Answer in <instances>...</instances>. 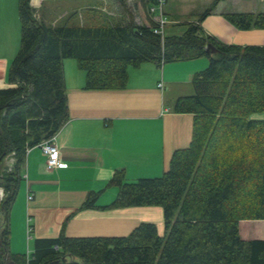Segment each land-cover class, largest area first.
Here are the masks:
<instances>
[{
    "label": "trees",
    "instance_id": "obj_1",
    "mask_svg": "<svg viewBox=\"0 0 264 264\" xmlns=\"http://www.w3.org/2000/svg\"><path fill=\"white\" fill-rule=\"evenodd\" d=\"M187 22L179 34L165 33L150 11L139 24L128 0H107L106 10L70 12L58 23L38 17L31 0H19L21 45L0 87V264H264V238H249L251 220H264V46L219 42ZM94 4L105 6L103 0ZM239 29L264 28V12L229 13ZM83 21V22H82ZM209 58L194 74L191 95L176 99L174 111L193 115L190 144L174 151L169 168L157 177L127 180L117 169L119 187L111 208L159 206L165 231L143 221L126 236L38 238L34 252L10 249L9 213L24 180L30 148L57 135L69 118L64 60L86 72V90H121L129 68ZM41 147V146H40ZM14 161L8 163L9 159ZM90 193L82 207H95Z\"/></svg>",
    "mask_w": 264,
    "mask_h": 264
},
{
    "label": "crops",
    "instance_id": "obj_2",
    "mask_svg": "<svg viewBox=\"0 0 264 264\" xmlns=\"http://www.w3.org/2000/svg\"><path fill=\"white\" fill-rule=\"evenodd\" d=\"M214 1L167 0L165 33L183 32L185 24L198 21ZM31 4L38 17L44 15L53 23L74 11L81 16L85 9L107 11L93 0H31ZM128 4L137 23L149 24L146 0ZM18 7L19 0H0V87L9 85L8 71L20 49ZM260 12L264 0H219L201 24L221 43L264 46V28L239 29L225 16ZM208 64L207 57L162 65L145 62L129 68L124 89L86 90V72L75 59H65L69 118L55 138L63 163L48 169L40 146L28 150L25 178L9 213L12 253L30 257L36 239L58 237L62 231L69 237L126 236L143 221H158L163 228L158 231L164 234L159 206L108 207L119 192L110 180L117 169L125 171L127 180L160 176L169 168L174 151L190 144L193 115L175 112L174 105L178 97L194 93L193 76ZM92 192L97 194L95 207L83 208ZM248 235L264 238V220L249 221Z\"/></svg>",
    "mask_w": 264,
    "mask_h": 264
},
{
    "label": "built area",
    "instance_id": "obj_3",
    "mask_svg": "<svg viewBox=\"0 0 264 264\" xmlns=\"http://www.w3.org/2000/svg\"><path fill=\"white\" fill-rule=\"evenodd\" d=\"M166 4H167V0H155V3L150 7V11L155 14V18L157 21H159L161 27H164V25L167 23L165 17ZM55 137L40 143L43 152L48 158L47 160L48 169L60 167L63 163L61 161V152L55 141ZM31 197L32 195H29V198ZM2 198L3 197H0V200H2Z\"/></svg>",
    "mask_w": 264,
    "mask_h": 264
},
{
    "label": "rangeland",
    "instance_id": "obj_4",
    "mask_svg": "<svg viewBox=\"0 0 264 264\" xmlns=\"http://www.w3.org/2000/svg\"><path fill=\"white\" fill-rule=\"evenodd\" d=\"M105 8L107 9V13H109V14H113V13H115L116 12V7H112V5H105ZM58 10V9H57ZM18 12H19V7H18ZM20 30H21V27H20ZM20 41H21V32H20ZM21 45V44H20ZM257 115H262L260 118L261 119H263L264 118V113H260V114H256V116ZM255 117V116H254ZM56 138V137H55ZM47 160H48V158H47ZM12 161H14V159L13 158H10L9 159V161H8V163H10V162H12ZM46 166H47V161H46ZM2 189H3V191L1 190L0 191V197H4V188L3 187H1ZM3 199V198H2ZM0 202H1V200H0ZM162 209V208H161ZM160 218H162L163 219V211L161 212V215H160ZM151 222H154L155 224H156V226H157V228H159V227H161V230H163V228H162V224H159V222L158 221H151ZM163 223H164V220H163ZM0 226H4V216H3V214H2V212L0 211ZM162 235V234H161Z\"/></svg>",
    "mask_w": 264,
    "mask_h": 264
},
{
    "label": "water",
    "instance_id": "obj_5",
    "mask_svg": "<svg viewBox=\"0 0 264 264\" xmlns=\"http://www.w3.org/2000/svg\"><path fill=\"white\" fill-rule=\"evenodd\" d=\"M68 258L66 256H64L61 260H55V261H52L48 264H65L67 262Z\"/></svg>",
    "mask_w": 264,
    "mask_h": 264
},
{
    "label": "bare ground",
    "instance_id": "obj_6",
    "mask_svg": "<svg viewBox=\"0 0 264 264\" xmlns=\"http://www.w3.org/2000/svg\"><path fill=\"white\" fill-rule=\"evenodd\" d=\"M0 191H1V189H0Z\"/></svg>",
    "mask_w": 264,
    "mask_h": 264
}]
</instances>
